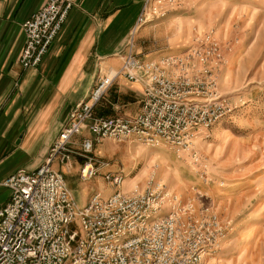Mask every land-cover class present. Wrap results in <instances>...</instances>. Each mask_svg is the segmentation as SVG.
Segmentation results:
<instances>
[{"label":"rangeland","instance_id":"rangeland-1","mask_svg":"<svg viewBox=\"0 0 264 264\" xmlns=\"http://www.w3.org/2000/svg\"><path fill=\"white\" fill-rule=\"evenodd\" d=\"M69 2L67 13L72 7V0ZM21 50L17 63L22 68L36 67L44 55L36 65L23 66L19 62ZM194 51L199 54L193 55ZM125 54L155 65L165 75L177 74L175 61L183 62L186 68L182 72L188 81L182 83L177 98L187 108L184 120L172 124L169 118L180 113L165 109L157 115L156 111L155 129L161 137L151 144L134 137L94 140L87 127L72 135L66 150L53 154L49 167L61 176L73 209H83L93 195L107 198L118 192L159 190L160 195L174 197L175 207L163 202L149 215L148 222L177 210L182 223H176L175 247L183 249L180 242L186 239L199 242L205 250L201 264H264V0H144L126 42L115 55L118 67H98L92 87L68 113L87 100L105 73L120 68ZM170 60L175 63L162 64ZM150 76L146 74V80ZM119 77L140 84L137 112L129 117L99 114V102ZM171 82L176 81L166 77L161 86L152 84L154 89L147 91L141 81L119 74L94 105L93 115L133 118L141 111L145 95V100L159 102L161 93H166L163 85ZM221 98L230 104V110L214 117L219 111L214 109L208 114L210 119L201 120L198 103L213 106ZM67 116L41 162L32 169L18 168L5 177L20 169L35 171L43 164ZM85 139L91 140L88 152L82 150ZM76 158L77 173L66 172L64 169H70ZM83 168L92 172L87 175ZM113 179H118V184ZM1 195L3 207L9 200V189L0 186ZM82 199L85 202L77 205ZM207 220L213 226L217 224L218 230L213 233L219 232L210 247L208 238L199 239L198 229L191 228L199 226L202 231ZM72 225L83 236L78 222ZM180 256L191 255L182 251Z\"/></svg>","mask_w":264,"mask_h":264},{"label":"built area","instance_id":"built-area-1","mask_svg":"<svg viewBox=\"0 0 264 264\" xmlns=\"http://www.w3.org/2000/svg\"><path fill=\"white\" fill-rule=\"evenodd\" d=\"M69 7V0H47L21 23L24 35L19 57L21 65H36L40 61ZM198 54L197 51L193 53ZM175 62L179 66L177 74L165 75L155 65L141 63L133 55L125 54L120 68L105 73L87 100L76 104L68 113L67 122L44 163L35 171L20 169L0 180V186L8 188L10 192L8 202L0 207V264H201L205 250L199 247V242L186 239L180 242L183 249L175 247L173 234L177 233L176 223H182L177 210L164 218L148 222L149 215L157 211L163 202L170 204L172 209L175 207L173 196L160 195L159 190L127 194L118 192L107 198L93 195L83 209L75 211L61 176L49 167L53 154L66 150L71 136L83 127L93 134L94 140L134 137L151 144L161 137L155 129L158 126L154 118L156 111L157 115L165 109L177 111L181 116L169 118V122L182 123L187 108L177 98V92L188 79L182 72L186 68L183 62ZM175 62L170 60L162 64ZM148 73L154 78L150 76L146 80ZM119 74L129 80L141 81L147 91L154 89L152 84L161 86L166 77L176 82L163 85L166 93H161L160 103L145 100V95L141 111L133 118L95 117L94 105ZM216 101L213 106L198 103L201 120L210 119L208 114L214 109L219 110L214 117L230 110L226 99ZM90 147L91 140L85 139L82 150L88 152ZM83 172L89 175L92 171L83 168ZM113 181L118 184V179ZM208 221L206 233V225L201 227L203 232L199 231V226L191 228L198 229L199 239L208 238L207 245L210 247L219 232L214 234L213 231L218 230L217 224L213 226ZM73 222H78L83 236L78 235ZM182 251L191 256H180Z\"/></svg>","mask_w":264,"mask_h":264},{"label":"crops","instance_id":"crops-1","mask_svg":"<svg viewBox=\"0 0 264 264\" xmlns=\"http://www.w3.org/2000/svg\"><path fill=\"white\" fill-rule=\"evenodd\" d=\"M44 2L0 0V179L41 162L68 111L92 87L97 68L118 67L115 55L144 0H72L40 63L22 68L17 63L23 46L20 24ZM140 98V84L119 77L96 109L129 117L137 112ZM77 159L64 170L77 173Z\"/></svg>","mask_w":264,"mask_h":264}]
</instances>
